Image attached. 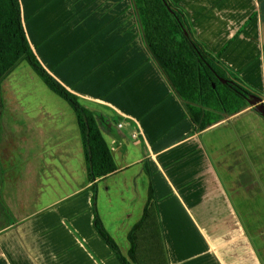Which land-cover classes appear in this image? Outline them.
<instances>
[{
  "label": "crops",
  "instance_id": "1",
  "mask_svg": "<svg viewBox=\"0 0 264 264\" xmlns=\"http://www.w3.org/2000/svg\"><path fill=\"white\" fill-rule=\"evenodd\" d=\"M173 1L197 39L262 95L196 133L143 44L131 0H19L35 56L93 113L117 171L94 193L74 110L21 101L27 157L0 168V209L14 218L0 221V264H120L94 209L125 256L150 189L167 264H264V0Z\"/></svg>",
  "mask_w": 264,
  "mask_h": 264
},
{
  "label": "trees",
  "instance_id": "2",
  "mask_svg": "<svg viewBox=\"0 0 264 264\" xmlns=\"http://www.w3.org/2000/svg\"><path fill=\"white\" fill-rule=\"evenodd\" d=\"M131 5L143 44L183 106L195 133L240 113L251 101L262 100L261 94L247 87L222 63L221 53L214 54L197 39L189 12L177 2L131 0ZM21 62H27L42 82L74 110L88 180L96 193L97 181L115 173L117 167L95 116L35 56L24 29L19 0H0V85ZM153 213L150 189L143 218L128 234L131 247L127 257L104 227L96 209L94 228L120 264H167Z\"/></svg>",
  "mask_w": 264,
  "mask_h": 264
},
{
  "label": "rangeland",
  "instance_id": "3",
  "mask_svg": "<svg viewBox=\"0 0 264 264\" xmlns=\"http://www.w3.org/2000/svg\"><path fill=\"white\" fill-rule=\"evenodd\" d=\"M27 100L37 101L38 105L46 104L48 108H55L51 100H57L66 106L68 112L73 114L72 108L68 102L54 95L40 80L37 74L27 62H22L21 66L8 75L0 85V168L14 163L25 161L27 155L19 153V147L26 143L28 121L27 115L20 111V102ZM40 101V102H39ZM47 121L43 118L41 122ZM5 178L0 174V186ZM101 194L98 197V208L103 215L108 211V204ZM0 221L12 222L13 216L8 212H2L0 209ZM117 242V241H116ZM118 245L124 248L123 241L119 240ZM125 256L127 253L125 249Z\"/></svg>",
  "mask_w": 264,
  "mask_h": 264
}]
</instances>
